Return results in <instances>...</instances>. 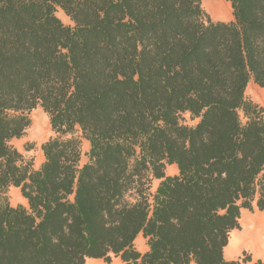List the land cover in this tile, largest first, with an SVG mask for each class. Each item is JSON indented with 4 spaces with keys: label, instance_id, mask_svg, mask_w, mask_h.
<instances>
[{
    "label": "trees",
    "instance_id": "1",
    "mask_svg": "<svg viewBox=\"0 0 264 264\" xmlns=\"http://www.w3.org/2000/svg\"><path fill=\"white\" fill-rule=\"evenodd\" d=\"M225 1L234 21L202 0H0V264L251 261L224 251L242 210L264 211V120L245 96L264 88V0ZM37 108L54 135L35 170L13 140Z\"/></svg>",
    "mask_w": 264,
    "mask_h": 264
},
{
    "label": "crops",
    "instance_id": "2",
    "mask_svg": "<svg viewBox=\"0 0 264 264\" xmlns=\"http://www.w3.org/2000/svg\"><path fill=\"white\" fill-rule=\"evenodd\" d=\"M211 20L214 21V19L212 18ZM228 21H229V17H225L222 20L214 21V22H228ZM248 86H251L253 90H256L255 86L257 85L254 83L253 80H251ZM259 96H260V92L258 94V97ZM196 123L197 122L193 123V125H195ZM52 136L53 135L49 136L44 142H46ZM16 148L22 154H24L18 147ZM40 150L42 152V146ZM41 161L42 164L45 161L43 152H42ZM175 166L177 168V165H171L167 167V169L169 170L171 169V175L168 176L173 177L178 175L179 171L176 170ZM21 204L27 206V203L24 198H22ZM253 207H254V211L243 209L241 212V219H240L241 229L234 230L231 233L230 242L224 251V257L227 261L238 260L243 256L244 253H249L251 255V261L243 264H255L258 260H261L264 263V211L258 210L256 206V200L255 202H253ZM135 246L137 250L142 254H145L146 252L149 251L147 239H145L143 235H139V237L135 242ZM85 264H123V263L119 257H114L111 263H107L103 259L89 258L87 259ZM191 264H195V263H191Z\"/></svg>",
    "mask_w": 264,
    "mask_h": 264
},
{
    "label": "rangeland",
    "instance_id": "3",
    "mask_svg": "<svg viewBox=\"0 0 264 264\" xmlns=\"http://www.w3.org/2000/svg\"><path fill=\"white\" fill-rule=\"evenodd\" d=\"M206 13L208 14V12ZM56 15L64 23V25L73 26V23L71 22L70 18L67 17V15L60 8L57 10ZM209 17L210 19L211 18L213 19L212 16L209 15ZM214 21H219V20H214ZM231 21H234V19ZM228 22H230V20ZM255 87L258 88L256 90L257 94H259L260 92L259 97L258 95L252 94L253 88L251 86H248L245 96L248 100L252 101L254 104L258 105L261 108L262 119L264 120V89L258 87V85ZM29 116L32 119V126L26 131L25 135L21 139L14 140L13 145L18 147L24 153L25 161L27 163L32 164L33 169L38 170L42 166V161H41L42 152L40 150L41 146L49 136L54 135V134H52L49 117L47 116V114L44 113V111L41 108H37L33 110L29 114ZM241 119L243 123L247 122V118L243 112H241ZM78 135L81 136V133H79ZM89 148H90L89 142L83 139L82 140V159H81L80 165H84L88 161L87 153L89 151ZM28 149H31V150L28 151ZM166 175H171V169L166 170ZM159 183L160 181H157V180L153 181L152 189H151L152 194L156 192ZM7 196H8L10 204L13 207L22 205L21 201H22L23 196H22L20 189L11 187L8 191Z\"/></svg>",
    "mask_w": 264,
    "mask_h": 264
},
{
    "label": "bare ground",
    "instance_id": "4",
    "mask_svg": "<svg viewBox=\"0 0 264 264\" xmlns=\"http://www.w3.org/2000/svg\"><path fill=\"white\" fill-rule=\"evenodd\" d=\"M202 6L205 11H208L209 15L212 16L214 20H222L225 17H229L230 21L234 19L231 3L226 2L225 0H202ZM255 88L256 90L258 89L257 87ZM256 90H252L253 95H258ZM176 170L178 171V167Z\"/></svg>",
    "mask_w": 264,
    "mask_h": 264
}]
</instances>
